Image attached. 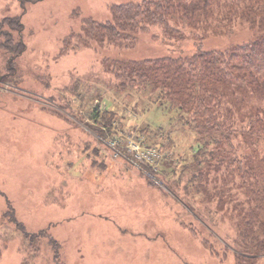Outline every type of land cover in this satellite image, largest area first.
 Segmentation results:
<instances>
[{
  "label": "rangeland",
  "instance_id": "1",
  "mask_svg": "<svg viewBox=\"0 0 264 264\" xmlns=\"http://www.w3.org/2000/svg\"><path fill=\"white\" fill-rule=\"evenodd\" d=\"M24 1L0 0V264H236L234 217L182 190L191 172L179 160L190 167L198 146L185 118L147 89H116L102 60L223 50L257 30L238 20L224 34L200 38L183 26V39L163 40L152 27L118 47L70 37L85 20H109L111 5L140 0ZM95 109L112 115L118 134L92 119ZM144 136L176 168L164 175L180 198L122 149ZM176 199L207 230L193 237ZM255 257L245 264H264V253Z\"/></svg>",
  "mask_w": 264,
  "mask_h": 264
},
{
  "label": "trees",
  "instance_id": "2",
  "mask_svg": "<svg viewBox=\"0 0 264 264\" xmlns=\"http://www.w3.org/2000/svg\"><path fill=\"white\" fill-rule=\"evenodd\" d=\"M109 11V20H85L82 33L71 34L70 38L132 47L136 34L149 32L152 27L161 30L163 40L183 39V26L202 32L200 38L224 34L238 20L246 23L248 29L257 30L253 38L232 43L223 50L198 49L188 56L102 60L116 89L144 88L156 94L158 102L177 107L198 145L188 159L190 167L179 160L183 170L191 172L182 190L192 200L198 199L195 202L214 203L218 212L228 211L234 217L236 238L232 254L236 264L257 258L264 253V0H140L111 5ZM5 22L14 27L18 23L15 18L4 19ZM100 110L95 109L92 119L108 128L110 134H118L113 131L112 115L104 110L100 115ZM139 139L142 146L157 148L147 143L145 136ZM126 145L122 146L124 151ZM157 149L163 153L160 170L147 164L146 167L164 175L167 154ZM166 167L172 168L170 164ZM175 173L173 167L167 176ZM210 177L213 185H207ZM166 181L169 191L180 198L175 191L178 181ZM150 183L154 184L152 180ZM182 202L191 209L185 210ZM177 203L192 219L189 224H180L193 237L200 233L197 227L207 230L192 204L183 199ZM201 241L208 244L205 239Z\"/></svg>",
  "mask_w": 264,
  "mask_h": 264
},
{
  "label": "built area",
  "instance_id": "3",
  "mask_svg": "<svg viewBox=\"0 0 264 264\" xmlns=\"http://www.w3.org/2000/svg\"><path fill=\"white\" fill-rule=\"evenodd\" d=\"M135 142L132 141L130 147L126 145L128 154L130 153L135 160L154 167L157 161L163 158V153L156 147H144L140 144V139Z\"/></svg>",
  "mask_w": 264,
  "mask_h": 264
},
{
  "label": "flooded vegetation",
  "instance_id": "4",
  "mask_svg": "<svg viewBox=\"0 0 264 264\" xmlns=\"http://www.w3.org/2000/svg\"><path fill=\"white\" fill-rule=\"evenodd\" d=\"M15 48V47H14Z\"/></svg>",
  "mask_w": 264,
  "mask_h": 264
}]
</instances>
